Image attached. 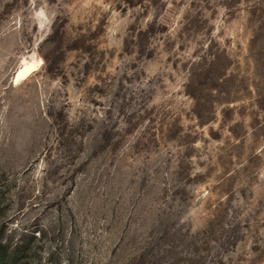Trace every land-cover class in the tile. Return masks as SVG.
<instances>
[{
  "label": "rangeland",
  "instance_id": "rangeland-1",
  "mask_svg": "<svg viewBox=\"0 0 264 264\" xmlns=\"http://www.w3.org/2000/svg\"><path fill=\"white\" fill-rule=\"evenodd\" d=\"M0 242L264 264V0H0Z\"/></svg>",
  "mask_w": 264,
  "mask_h": 264
},
{
  "label": "bare ground",
  "instance_id": "bare-ground-1",
  "mask_svg": "<svg viewBox=\"0 0 264 264\" xmlns=\"http://www.w3.org/2000/svg\"><path fill=\"white\" fill-rule=\"evenodd\" d=\"M37 65L33 61L23 60L17 71V77L20 78L24 74L37 70Z\"/></svg>",
  "mask_w": 264,
  "mask_h": 264
},
{
  "label": "trees",
  "instance_id": "trees-1",
  "mask_svg": "<svg viewBox=\"0 0 264 264\" xmlns=\"http://www.w3.org/2000/svg\"><path fill=\"white\" fill-rule=\"evenodd\" d=\"M17 257L14 255H7L5 245L0 242V264H16Z\"/></svg>",
  "mask_w": 264,
  "mask_h": 264
}]
</instances>
